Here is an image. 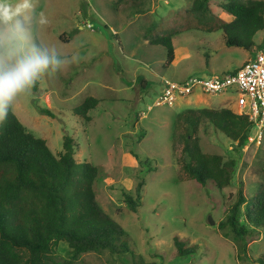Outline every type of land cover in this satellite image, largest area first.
I'll list each match as a JSON object with an SVG mask.
<instances>
[{
  "label": "rangeland",
  "instance_id": "1",
  "mask_svg": "<svg viewBox=\"0 0 264 264\" xmlns=\"http://www.w3.org/2000/svg\"><path fill=\"white\" fill-rule=\"evenodd\" d=\"M210 1L218 18L231 19L215 4L227 0ZM192 2L33 0L36 38L56 48L66 63L18 96L12 111L56 156L62 152L63 137L73 138L75 161L97 169L93 187L97 205L125 231L132 252L123 256L88 252L75 264H132L133 258L152 264H264V229L256 238L246 239V253L241 255L240 240L218 227L239 184L249 197L264 185V132L260 142L247 140L238 150L209 122L200 123L195 137L202 152L237 162L232 186L221 191L211 186L202 189L187 180L177 164L182 131L175 127L176 116L188 109L232 108L236 95L197 91L169 106L155 105L163 80L230 73L264 53V30L254 38L259 46L255 53L227 47L220 30L185 31L183 19ZM152 28L157 35L162 29L177 32L172 37L174 59L168 67L164 66L166 49L144 38L146 32L151 36ZM87 97L98 101L89 112V122L73 113ZM140 180L141 203L132 213L124 195L134 197ZM175 236L194 245L195 252L174 258ZM68 251L65 243L58 244L60 258Z\"/></svg>",
  "mask_w": 264,
  "mask_h": 264
},
{
  "label": "trees",
  "instance_id": "2",
  "mask_svg": "<svg viewBox=\"0 0 264 264\" xmlns=\"http://www.w3.org/2000/svg\"><path fill=\"white\" fill-rule=\"evenodd\" d=\"M215 4L231 17L229 21L214 14L210 0H193L185 11V31L220 30L227 47L255 53L259 46L254 38L264 30V2L227 0ZM151 32L153 36L146 32L144 38L150 45L166 49L164 66L168 67L174 59L172 37L177 32L162 29L157 35L155 28ZM140 84L145 86L143 80ZM97 104L95 98L87 97L73 113L89 122V112ZM204 122L235 143L238 150L247 143L253 124L248 117L238 116L227 108L188 109L176 116L175 127L182 131L179 135L182 148L177 158L180 171L202 189L211 186L221 191L234 183L237 162L202 152L195 134ZM75 148L73 138L64 136L62 152L54 155L43 139L25 129L12 108L8 119L0 123V264H75L88 252L132 254L125 231L104 215L96 203L93 188L98 175L96 167L88 162L77 163ZM142 187L140 180L134 197L124 195L132 213H137L140 207ZM218 227L240 240V254L245 255L246 239L256 238L264 229V185L249 197L239 184L235 199ZM59 243H65L69 249L65 258L57 253ZM173 244L174 258L189 257L195 252L194 245L176 236ZM132 264L152 263L133 258Z\"/></svg>",
  "mask_w": 264,
  "mask_h": 264
},
{
  "label": "clouds",
  "instance_id": "3",
  "mask_svg": "<svg viewBox=\"0 0 264 264\" xmlns=\"http://www.w3.org/2000/svg\"><path fill=\"white\" fill-rule=\"evenodd\" d=\"M36 22L33 0H0V123L18 96L66 63L56 48L38 41ZM44 22L41 13L39 23Z\"/></svg>",
  "mask_w": 264,
  "mask_h": 264
},
{
  "label": "built area",
  "instance_id": "4",
  "mask_svg": "<svg viewBox=\"0 0 264 264\" xmlns=\"http://www.w3.org/2000/svg\"><path fill=\"white\" fill-rule=\"evenodd\" d=\"M201 92L203 95H222L233 92L237 99L233 112L246 116L252 122L248 137L260 142L264 132V53L259 52L236 71L218 76H189L172 82L163 80V89L155 101L156 106H169L177 99Z\"/></svg>",
  "mask_w": 264,
  "mask_h": 264
},
{
  "label": "water",
  "instance_id": "5",
  "mask_svg": "<svg viewBox=\"0 0 264 264\" xmlns=\"http://www.w3.org/2000/svg\"><path fill=\"white\" fill-rule=\"evenodd\" d=\"M209 224H210V225H213V222H212L210 219H209Z\"/></svg>",
  "mask_w": 264,
  "mask_h": 264
},
{
  "label": "crops",
  "instance_id": "6",
  "mask_svg": "<svg viewBox=\"0 0 264 264\" xmlns=\"http://www.w3.org/2000/svg\"><path fill=\"white\" fill-rule=\"evenodd\" d=\"M234 107H235V106H234ZM234 107H232V108H229V109H230V110L232 109V111H233Z\"/></svg>",
  "mask_w": 264,
  "mask_h": 264
}]
</instances>
